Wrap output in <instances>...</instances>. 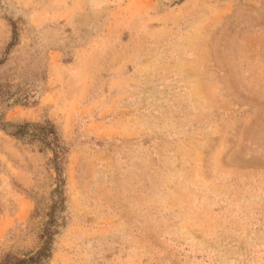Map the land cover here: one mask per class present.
<instances>
[{
    "label": "rangeland",
    "instance_id": "1",
    "mask_svg": "<svg viewBox=\"0 0 264 264\" xmlns=\"http://www.w3.org/2000/svg\"><path fill=\"white\" fill-rule=\"evenodd\" d=\"M0 62V258L52 203L30 121L69 148L48 264H264V0H0Z\"/></svg>",
    "mask_w": 264,
    "mask_h": 264
},
{
    "label": "trees",
    "instance_id": "2",
    "mask_svg": "<svg viewBox=\"0 0 264 264\" xmlns=\"http://www.w3.org/2000/svg\"><path fill=\"white\" fill-rule=\"evenodd\" d=\"M12 42L9 49L15 44L17 27L13 24ZM1 63V62H0ZM0 97L3 101L8 100V93L0 91ZM30 95L18 97L15 103H30ZM9 135L17 139H25L29 143H38L52 152V162L56 171L55 187L51 194L52 203L47 214V221L42 230V242L40 246L29 252H15L9 250L0 258V264H48L53 257L55 236L59 233L64 217L61 213L65 210L66 194V177L64 174V165L69 153L68 146L62 140L61 135L56 130L54 124L50 122L34 123L24 121L19 123L7 122L3 127Z\"/></svg>",
    "mask_w": 264,
    "mask_h": 264
}]
</instances>
